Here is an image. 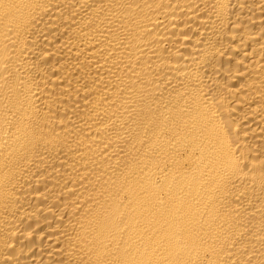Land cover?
Here are the masks:
<instances>
[{"label":"bare ground","instance_id":"obj_1","mask_svg":"<svg viewBox=\"0 0 264 264\" xmlns=\"http://www.w3.org/2000/svg\"><path fill=\"white\" fill-rule=\"evenodd\" d=\"M0 264H264V0H0Z\"/></svg>","mask_w":264,"mask_h":264}]
</instances>
